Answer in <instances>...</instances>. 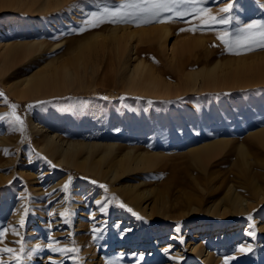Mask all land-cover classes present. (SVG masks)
Segmentation results:
<instances>
[{
    "label": "rangeland",
    "instance_id": "374dc122",
    "mask_svg": "<svg viewBox=\"0 0 264 264\" xmlns=\"http://www.w3.org/2000/svg\"><path fill=\"white\" fill-rule=\"evenodd\" d=\"M60 5L34 13L19 6L0 8V30L6 33L2 39L42 45L31 55L16 58L14 67L0 75V264H264V216L256 214L257 221L246 228V215L210 219L204 212L189 211L184 202L185 153L190 145L216 136L249 142V130L264 126V73L258 69L264 71L263 66L245 72L259 79L234 86L178 84L170 57L159 46H144L140 54L176 86L171 95L131 92L117 72L104 77L87 73L78 87L36 97L15 98L9 87L47 64L61 68L81 38L111 24L166 22L172 30L169 46L172 42L178 49L188 46L184 55L178 54L185 70L215 59L264 54L259 47L260 24H253L264 21V0L181 3L171 6L172 11L161 10L159 16L153 15L154 5L139 0H66ZM178 12L185 13L183 18ZM245 35L248 40L236 41ZM253 41V50H247ZM46 134L61 141L114 143L107 161L127 148L157 151L167 160L135 168L129 159L127 168L115 166L117 176L111 179L59 161V153L51 155L44 147ZM254 144L251 159L253 155L264 159V147ZM103 152L100 149L96 157ZM223 157L238 159V154ZM216 162L214 169L221 168L228 176L230 164ZM108 166L106 161L102 165ZM188 170L192 176L199 171L194 165ZM127 184L156 199L151 217L122 193ZM222 191L206 195L205 204ZM208 224L212 230L204 227ZM224 226L227 233L216 232V227L222 231ZM193 239L199 254L190 250ZM241 246L243 250H238Z\"/></svg>",
    "mask_w": 264,
    "mask_h": 264
},
{
    "label": "bare ground",
    "instance_id": "6f19581e",
    "mask_svg": "<svg viewBox=\"0 0 264 264\" xmlns=\"http://www.w3.org/2000/svg\"><path fill=\"white\" fill-rule=\"evenodd\" d=\"M65 1L0 0V8L19 6L21 10H25L26 12H45L50 8L54 9L56 6L62 5ZM104 9L106 8L104 7ZM154 22L149 26L143 24L133 26L131 23L111 24V26H106V24V27H100L101 29L99 30L89 32L75 45L70 52L71 59H66L62 62L61 68L54 65H51L50 68L47 64L46 67L27 74L23 78L21 76V79L19 76L18 79L20 80L9 83L11 84L9 86L10 92L15 95V98L58 93L80 86V77L87 73H90V77L97 76L98 73L104 77L110 72H117L124 76L126 88L131 92L158 96L171 95L172 90H174L173 87L176 86H172L171 82L166 81L159 74L158 70L140 54V50L145 49L144 46L153 49H157L159 46L166 56L170 57V63L175 71H177L178 84L192 82V85L195 86L200 82L202 88H217L234 86L248 78L249 82L259 79L256 76L248 77L245 72L250 67H264V54L260 52H256L250 56L243 55L226 60L215 59L208 63H202L196 69L185 70L184 61L180 59L178 54L184 55L185 50L188 48L187 44L182 45L179 49L176 42H172L169 46V41L172 37L171 27L164 21ZM4 36H6V33L1 28L0 75H4L11 67H14L16 58L29 56L38 51L42 46L37 41L7 42L2 39ZM197 41L198 39H196ZM131 60H133L132 64L130 63ZM258 69L264 73L263 70ZM260 72L256 75H261L262 73ZM195 88L199 87L196 86ZM175 89L177 90L178 88ZM246 140L250 143L245 142L244 139L240 141L224 136H216L192 144L187 148L185 153L187 163L184 172H187L188 176L186 174L187 181L184 188V202L189 211L204 212L210 216V219L229 216H241L243 218L246 215L248 219L246 225L257 221L259 217L256 219L254 217L256 214H261L260 219L264 216V205L257 207L258 204L264 202V159H256L254 155L253 159H251V148L253 146L251 144L256 143L264 147V126L249 130L248 134H246ZM43 144L49 154L55 155L59 153L62 156V159H59V161L74 164L77 167L85 168L101 176H110L111 179L117 176L115 166L127 168L130 164H125V162L129 159L132 160V166L135 168L150 167L167 160L164 154L157 151L127 148L122 153L113 155L107 161L108 154L115 148L114 143L61 141L54 134H46ZM100 149L104 152L96 157V153ZM234 151L238 154V159H222L224 155L229 156ZM105 161L109 164L106 169L102 167ZM215 162L217 165L229 163V175L224 176L225 171L223 172L221 168L214 169ZM193 165L199 171L192 176L188 169ZM217 167L219 168V166ZM135 187L136 185H123L122 193L127 196L128 200L141 213L151 217L156 209V199H151L146 190ZM219 189L223 190L222 195L217 199H209V203L206 205V195L210 196L214 191ZM77 210L76 207L73 208V212ZM58 212L61 213V208ZM241 226L242 224L239 223L236 227L240 230ZM204 227L212 230L213 225L208 224ZM262 228L264 229V225ZM78 229L80 230L81 228ZM215 229L216 232L227 233L229 228L225 229L224 226L222 231H219L220 228L218 227ZM196 237L198 236L194 238L196 239ZM193 240L190 250L198 253L200 250V246L196 244L198 239H196V242Z\"/></svg>",
    "mask_w": 264,
    "mask_h": 264
},
{
    "label": "snow or ice",
    "instance_id": "6c2138e0",
    "mask_svg": "<svg viewBox=\"0 0 264 264\" xmlns=\"http://www.w3.org/2000/svg\"><path fill=\"white\" fill-rule=\"evenodd\" d=\"M140 3H143V4H152L155 6V11L153 12V15H156V16H159L160 15V11L163 10V11H172V7L173 5H177V4H181V3H184V4H188V3H202L203 0H139ZM205 11L207 9H204ZM222 11H227V9L225 10H222ZM90 15H96V13H92ZM177 16L183 18V16L185 15L184 12H178L176 13ZM148 22H151V21H145V23H148ZM226 21L225 20H219L218 23H225ZM256 23H259L260 24V34H261V37H262V42L259 43V47L261 48H264V21H254L253 24H256ZM248 27H251L250 25ZM81 31H83L84 29H80ZM181 31H185V29H181ZM251 35V34H250ZM220 39L223 40L222 37H220ZM249 39V36L245 35V36H237L236 37V41L239 42V41H242V40H248ZM224 43L226 45H229V41L228 40H224ZM252 43H255L254 41L249 43L247 45V50H253L252 48ZM234 54H240L239 52H236ZM0 96H3V93H0ZM104 99H107V97H104ZM12 107H16L15 105H13ZM49 163H51L49 161ZM92 183H96L95 181H92ZM101 187H104V186H101ZM64 188L67 189L68 188V184H65L64 185ZM97 203H100L99 201ZM123 207V205H121ZM129 211H131V209H129ZM177 231H179V227H177ZM182 239V238H181ZM39 247V246H38ZM73 251H75V249H72ZM238 250H243V246H241ZM8 252H11L12 249H7ZM53 251H56V249H53ZM30 258V256H29ZM227 259V257H226ZM53 264H55V262L53 261Z\"/></svg>",
    "mask_w": 264,
    "mask_h": 264
}]
</instances>
